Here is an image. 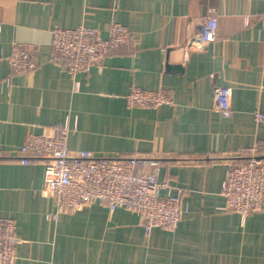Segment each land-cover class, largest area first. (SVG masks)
Listing matches in <instances>:
<instances>
[{"label":"crops","instance_id":"1","mask_svg":"<svg viewBox=\"0 0 264 264\" xmlns=\"http://www.w3.org/2000/svg\"><path fill=\"white\" fill-rule=\"evenodd\" d=\"M208 7L217 39L185 51ZM117 22L135 48L112 52L72 75L52 58L55 28L88 26L106 38ZM0 217L14 219L22 242L16 264H264V207L224 211L228 167L255 145L264 154V0H0ZM16 43L39 46L36 69L13 74ZM133 86L165 89L172 104L128 107ZM231 91V112L215 90ZM69 127L72 151L157 156L160 181L182 189L188 208L176 229L147 234L130 209H65L57 219L45 165L20 161L29 134ZM177 193V190L175 191ZM166 194V193H165Z\"/></svg>","mask_w":264,"mask_h":264},{"label":"built area","instance_id":"2","mask_svg":"<svg viewBox=\"0 0 264 264\" xmlns=\"http://www.w3.org/2000/svg\"><path fill=\"white\" fill-rule=\"evenodd\" d=\"M219 15L208 7L198 31L188 39L186 52L202 49L218 37ZM2 24L0 23V33ZM135 40L123 25L114 22L108 37L95 28H55L52 32V58L61 62L73 76L89 71L112 52L135 48ZM39 46L16 43L9 56L13 74L36 69ZM128 107L157 108L172 104L165 89L147 90L133 86L126 95ZM215 108L229 114L231 91L215 90ZM255 120L264 122V113L256 112ZM69 127L58 125L50 133L29 134L20 149V161L45 165L46 191L56 201L57 219L65 210L75 211L88 205H106L111 211L130 209L142 219L147 234L155 228L176 229L188 208L183 205L184 191L168 181H160L162 160L157 156H97L91 151H72L68 145ZM177 190V193L175 192ZM166 193V194H165ZM224 211L243 217L264 207V155L255 145L240 151L228 167L223 183ZM22 242L14 219L0 217V264H16L18 246Z\"/></svg>","mask_w":264,"mask_h":264},{"label":"trees","instance_id":"3","mask_svg":"<svg viewBox=\"0 0 264 264\" xmlns=\"http://www.w3.org/2000/svg\"><path fill=\"white\" fill-rule=\"evenodd\" d=\"M264 155V154H262ZM10 160H13L11 157H6L4 155H0V161H10Z\"/></svg>","mask_w":264,"mask_h":264}]
</instances>
